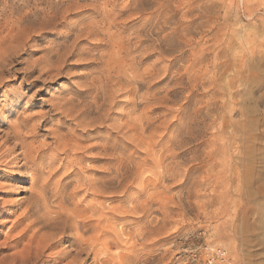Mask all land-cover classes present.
Listing matches in <instances>:
<instances>
[{
  "label": "rangeland",
  "instance_id": "1",
  "mask_svg": "<svg viewBox=\"0 0 264 264\" xmlns=\"http://www.w3.org/2000/svg\"><path fill=\"white\" fill-rule=\"evenodd\" d=\"M2 1L11 6L17 4L19 0H1V3ZM111 1L115 12L121 11L117 22L122 27L131 28L136 23L141 25L147 19L146 16H150V12L157 8L158 22L161 25L159 24L156 37L164 38L161 50L166 47L163 51L159 50L158 53H162L155 54V57H161L162 61L158 62L157 67L161 69L165 67L167 71L155 81H159L160 96L164 95L167 89L172 93L169 94L167 101L161 102V107V104L158 107L153 106L157 116L149 112L152 106L148 108L149 111L146 110L151 117L152 115L155 117L152 127L156 122L157 125L153 127L154 131L152 127L149 128L145 135L152 130L154 135L150 142L157 144L161 141L162 143L159 144L164 143L163 145L168 149L171 146L169 144L171 135L179 140L183 136L181 140L183 145H180L182 150L175 145L172 150L177 158L174 162L177 165L172 166L173 172L178 173H175L173 179L163 178V181L161 177L159 178L162 169L153 167L147 159L149 157H146L141 149L140 159L144 160L145 157L147 159L146 164L143 163L147 169L141 166V169L146 171L143 174L144 184L147 183L149 186L151 182L157 181L158 187L164 186L159 187L158 190L166 191L165 188L168 186L167 188L171 187L169 191L174 195L173 204L170 205L171 211L159 221L155 230L147 233L137 231L135 216L127 212L121 213L127 210L123 197L125 194H110L111 198L106 204L119 210L118 213L110 212L102 220V224L111 227L110 234L116 237L118 245L110 248L108 253L111 255L102 264H141V262L142 264H207L210 246L223 248L230 264H264V0H142L141 10L135 9V0ZM77 2L78 9L67 14L65 18L59 13L60 16H57L55 24L51 27L31 31L25 45L21 49L19 47L10 65L1 69L0 129L15 122L16 118L37 114L41 110L48 111L50 104L55 102L56 98L71 89L80 88L79 76H82L86 70L83 61L80 60L67 61L59 77L43 83L38 82L35 86L30 85L37 76V71L32 72L28 77L24 71L28 64L40 57L41 50L50 41L61 40L62 35L70 32L71 35H67V40L72 39L74 30L69 29L68 25H74L75 21L78 22L80 18L92 13L91 0H77ZM123 19L124 21L121 22ZM149 21L151 20H147L142 25L143 35L146 31L151 34L154 31L148 26ZM174 32L175 35H172ZM5 33L2 32L0 37ZM142 40L143 46L148 47V43L150 46L148 37L144 35ZM81 43L85 46L89 45L84 41ZM150 56H147L146 62L142 64V70L149 68V63L154 58L153 55ZM94 57L96 58L97 55L94 54ZM147 84L150 86L151 83H145L146 87L143 85L141 93L148 91ZM119 94L117 100L124 102L123 95L119 96ZM122 102L113 107V112L110 111L111 115L125 113V105ZM142 103V106L137 107V113H132L133 118L137 116L138 111H144L146 108ZM185 108L186 112H184ZM158 111H163L160 112L163 114L160 115ZM188 111L193 117L190 118ZM47 116V124L42 126L39 139L44 140L46 137L45 140L48 142L49 133L54 126L60 124L64 130L67 125L70 127L71 122L60 119L52 111L48 112ZM162 124L165 126L163 127ZM166 126H170L168 128L170 132ZM187 127L191 130L189 134L183 132ZM167 131L170 136L166 134ZM74 134L85 137V133L80 129H75ZM91 138L88 137L80 143L89 144ZM148 141L149 139L146 142ZM7 145H10V142ZM160 148L163 147L153 148L151 152L152 155L154 153V157L155 154L160 155L163 152ZM47 152H53V147H49ZM130 153L134 156V149H131ZM91 154L84 153L85 158L83 157L79 164L73 163L71 166L69 160L73 157L60 154L53 163L52 171L49 173L47 170L43 175L47 183L45 194L52 196V189L58 186V189L64 188L66 192L76 191V201L83 199L79 202L81 204L86 205L87 200L88 204L102 203L104 195L94 196L82 185L84 177L89 176L91 179L100 172L98 165L100 166L101 162L94 159L93 153ZM194 154L197 156L195 157ZM163 162L165 164L166 161ZM13 170L10 164L0 166V259L2 258L0 264H9L5 255L10 254L14 248L10 245L11 235L6 234L25 207L30 191H33V188H28L30 179L15 174ZM152 172H157L158 175H152ZM136 181L134 182L137 184L140 179ZM134 182L129 186L134 187L136 185ZM131 191L132 189L128 193ZM89 195L91 196L88 197ZM65 203L69 207L68 202ZM120 205L123 210L119 208ZM118 227L121 228L120 231ZM58 247L60 246L47 249L44 257L46 260L41 264H53L58 249L62 248ZM215 259L212 264H218L215 263Z\"/></svg>",
  "mask_w": 264,
  "mask_h": 264
},
{
  "label": "bare ground",
  "instance_id": "2",
  "mask_svg": "<svg viewBox=\"0 0 264 264\" xmlns=\"http://www.w3.org/2000/svg\"><path fill=\"white\" fill-rule=\"evenodd\" d=\"M141 1L142 0H135V9H143ZM2 2L3 3H1L0 0V34L2 32L6 33L0 37V71L2 68L6 67V65H10L19 47L21 49L25 45L31 31H40L49 28L55 24L57 16H60L59 13H61L62 18H65L67 14H71L75 9L79 8L77 6V0H19L17 4L14 3L15 5L11 6H8L7 3L4 4L5 1ZM91 2H93V4H91L92 8L90 7L92 13L88 16L85 15L86 17L80 18L78 22L75 21L74 25H68V27L70 26L69 29L74 30L72 31V39L70 38V40H67V35L69 36L70 32L69 34L62 35L63 38L61 40L50 41L49 44L41 50L42 53L40 57L30 64L27 63V68L24 69L27 77L28 75L30 76L32 72L37 71L38 74L35 76L34 80L31 81L32 83L30 85L35 86L38 82L43 83L53 80L55 77H59L63 72L62 70L66 67L67 61L71 59L74 61H83L86 70L82 76H79L81 81L78 85H80V88L71 89L67 91V93L56 98L55 102L50 104L48 111L44 110L43 112L41 110L37 114L29 116L24 115L25 117L16 118L15 122L9 123L5 128L0 129V166L6 164L12 165L14 173L29 178L30 184L28 188H33V191H30L28 195L25 207L18 214L13 226L6 234L11 235L12 239L10 243L12 244L10 245L14 248L10 254L5 255L6 257L4 256L5 259L9 260V264H41L46 260L44 259L46 256L45 251L52 246L62 247H58L60 249L57 251L55 260L53 259V264H102L105 262L111 255L108 253L110 248L118 245L116 237L110 234L111 227L109 228L108 224H102V220L105 219L110 212L118 213L119 210L118 208L114 209L113 207H109L108 203L106 204L111 198L110 194H125L123 197H125L124 200L127 210H123L121 205L119 208L123 210L121 213L127 212L135 216L136 230L140 232L147 233L155 230L159 221L166 217L167 213L171 211L170 205L173 204L174 196L172 192L169 191L171 187L167 188L168 186L165 185V189L167 190L165 191L163 189L164 191H160L158 188L161 186L159 185L158 187L156 184L157 181L151 182L149 186L145 182V185L143 182L145 179L143 174L146 171L143 168L141 169L143 163L146 164V160L149 159L153 167L157 166L162 169L159 173V175H161L159 178L161 177L162 181L163 178L168 180L173 179L176 171L175 173L173 172L174 167L172 166L173 164L174 166L177 165L174 163L177 158L172 150L175 146L181 148L180 145H183V141H181L183 140V136H181V140L175 139L177 137H174V135H171V137L168 131L166 134L170 136L171 143L169 144H171V149L166 148V146L163 145L164 143L159 144V142L162 143L161 141L157 142V144L150 142V139L154 135L152 130L145 135V132L149 128L151 129L155 118L153 116L156 112H154L155 109L153 106L158 107L163 100L167 101L169 94L172 93H169L167 89L164 91V95L160 96L158 94L159 81H155L161 74L167 71L165 67L162 69L157 67L158 62L161 61V57H155V54L160 55L162 53L159 54L158 51L161 50L164 41L163 37H156L158 34L157 32H159L157 29L160 24L157 17V8L150 12V16H146L147 19L144 23H141V25L140 23H136L133 24V27L129 28L122 27V25L119 26L120 24H118L117 18L121 11L115 12L111 0H91ZM124 5L123 7H125ZM120 8L121 7H119V10ZM75 15L77 16L78 14L75 12ZM153 17H156V19H153ZM149 19L151 21H149L148 26L154 31L152 34L147 31L144 34L150 39V46L149 43L147 44L145 42L148 45L147 47L143 46L142 43V37L144 36L142 29L144 27L142 25ZM123 21L124 19L121 22ZM168 24L172 25V23ZM178 28L181 30L184 29L181 27ZM168 34L170 35V33ZM172 35H175V32ZM174 37L176 38V36ZM82 41L89 45L85 46V44L81 43ZM94 50L96 53H94ZM94 54L97 55L96 58ZM150 55H153L154 58H152L151 63H149V68L142 70V64L146 62L147 56ZM178 56L174 57L179 58ZM168 61H170V59ZM172 61L170 63H172ZM190 82L192 81L190 80ZM145 83L151 84L150 86L147 84L149 86L146 89L148 90L147 92L141 93L140 90ZM144 86L146 87V85ZM118 94L119 96L123 95L124 102L119 101L120 99L117 100ZM121 102L125 105V113L121 114L120 112L119 114L114 113V115H111L110 111H112L113 107L115 108V105H120ZM142 102L145 104L146 108L143 107L144 111H138L137 116L133 118L132 113H137V107L141 105ZM198 103L200 104V102ZM161 106L162 104L160 107ZM149 107L151 108L150 111L148 110ZM186 108L184 112H186ZM165 109L167 110V108ZM189 109H191V107H189ZM199 109H201V106ZM146 110L150 113L152 112L151 114L154 115L151 117V115H149L150 113L148 114ZM50 111L57 114L60 119L69 120L71 123L69 124L70 127H67V125L64 127V130L63 126H60V124L53 128L51 127V132L49 130L50 141L48 140L47 142L45 140L46 137L44 140L39 139V132L42 126L47 124V114ZM160 112V115L163 114ZM200 112H202V110H200ZM207 112L205 113L207 114ZM190 114L191 113H189V116ZM179 117V119H181V116ZM183 118L184 117H182V119ZM164 121L167 122L168 120ZM179 123H181V120ZM155 124L157 125V122ZM183 124H185L184 121ZM156 125L153 127L155 128ZM162 126L164 127L165 125L162 124ZM169 127L166 126V129ZM75 129L83 131L85 137L75 135ZM189 130L190 127H187L183 132L187 134ZM173 131H171V133H173ZM177 134L179 135V133ZM180 134L182 135V133ZM158 135L162 137L161 134ZM88 137H92L89 144L83 145L80 143ZM148 139L149 141L146 142ZM8 142H10V145H7ZM155 146L163 147L160 148L163 152L160 153V155L159 153H157L158 155L155 154L156 157L153 156L154 153L152 155ZM49 147H53V152H47ZM131 149H134V156L130 153ZM141 149L144 151L143 153H145L146 157L149 158L146 159L145 155H143L145 159H140ZM180 150H182V148ZM86 152H90V154L93 153V158L101 162L100 166L98 165V167H100V172H98L96 176H92L91 179L89 176H87L88 178L84 177L82 185H84L87 190H90V193L94 196L104 195V201L97 205L91 202L88 204L87 200V204L84 205L79 203L82 202L83 199L76 201V191L66 192L67 190L65 191L64 188L59 187L60 189H58V186L53 189L51 188L52 196L46 195L47 183H45L43 175L47 170L49 173L52 171L53 163L60 154H64L65 156L71 155L73 157L72 160H69L71 166L73 163L74 165L79 164L81 159H83V157L85 158L84 153ZM194 156L196 157L197 155L194 154ZM191 157L194 159L192 154ZM163 161L168 162L163 164ZM185 161L187 162V160ZM151 174L158 175L157 172H152ZM139 179L140 182L138 181ZM136 180L138 181L137 184L134 182ZM133 182L137 185H135L136 187H133V185L131 187L129 186L130 183ZM130 189H132V191L128 193ZM90 196L91 195L88 197ZM65 201L68 202L67 204L69 207L65 205ZM95 201L93 202L95 203ZM118 229L119 231L121 230L120 227H118ZM213 249L214 248H211V246L208 249L211 261L215 258L212 252ZM226 259L228 262L229 259ZM217 262L218 260L215 259V263Z\"/></svg>",
  "mask_w": 264,
  "mask_h": 264
},
{
  "label": "built area",
  "instance_id": "3",
  "mask_svg": "<svg viewBox=\"0 0 264 264\" xmlns=\"http://www.w3.org/2000/svg\"><path fill=\"white\" fill-rule=\"evenodd\" d=\"M213 255L215 256V258L218 260V264H228L229 261L227 262V254L226 251L221 248V247H213ZM207 264H212V261L210 258H208L207 260ZM230 264V263H229Z\"/></svg>",
  "mask_w": 264,
  "mask_h": 264
}]
</instances>
